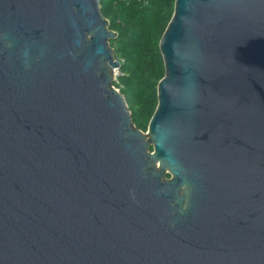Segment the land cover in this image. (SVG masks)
Returning a JSON list of instances; mask_svg holds the SVG:
<instances>
[{
    "label": "water",
    "instance_id": "1",
    "mask_svg": "<svg viewBox=\"0 0 264 264\" xmlns=\"http://www.w3.org/2000/svg\"><path fill=\"white\" fill-rule=\"evenodd\" d=\"M115 36L98 0H0V264H264V0H174L151 146Z\"/></svg>",
    "mask_w": 264,
    "mask_h": 264
},
{
    "label": "trees",
    "instance_id": "2",
    "mask_svg": "<svg viewBox=\"0 0 264 264\" xmlns=\"http://www.w3.org/2000/svg\"><path fill=\"white\" fill-rule=\"evenodd\" d=\"M98 2L116 33L109 46L122 60L121 75L113 85L123 95L134 125L144 131L157 104V83L165 72L158 43L173 13L174 0Z\"/></svg>",
    "mask_w": 264,
    "mask_h": 264
},
{
    "label": "built area",
    "instance_id": "3",
    "mask_svg": "<svg viewBox=\"0 0 264 264\" xmlns=\"http://www.w3.org/2000/svg\"><path fill=\"white\" fill-rule=\"evenodd\" d=\"M114 58L118 61V66L112 68L113 72H114V77L112 78V86L115 87L113 85V82H115L117 80V78L121 75V70H120V64L122 62V60L120 58H117L114 56ZM116 88V87H115ZM117 89V88H116ZM118 90V89H117Z\"/></svg>",
    "mask_w": 264,
    "mask_h": 264
},
{
    "label": "rangeland",
    "instance_id": "4",
    "mask_svg": "<svg viewBox=\"0 0 264 264\" xmlns=\"http://www.w3.org/2000/svg\"><path fill=\"white\" fill-rule=\"evenodd\" d=\"M142 134H143V136H144V138L148 141V138H147V136H148V130L146 129V130H142ZM149 142V144H150V146H151V144H152V141H148ZM164 174H166V173H164Z\"/></svg>",
    "mask_w": 264,
    "mask_h": 264
}]
</instances>
